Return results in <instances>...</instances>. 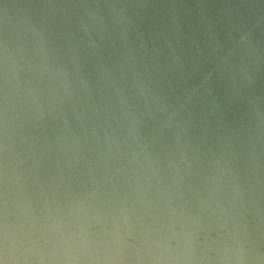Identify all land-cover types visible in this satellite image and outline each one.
<instances>
[{"label": "water", "instance_id": "obj_1", "mask_svg": "<svg viewBox=\"0 0 264 264\" xmlns=\"http://www.w3.org/2000/svg\"><path fill=\"white\" fill-rule=\"evenodd\" d=\"M0 264H264V0H0Z\"/></svg>", "mask_w": 264, "mask_h": 264}]
</instances>
